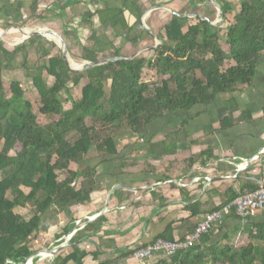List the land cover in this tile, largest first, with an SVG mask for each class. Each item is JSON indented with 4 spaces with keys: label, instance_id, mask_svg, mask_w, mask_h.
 <instances>
[{
    "label": "trees",
    "instance_id": "1",
    "mask_svg": "<svg viewBox=\"0 0 264 264\" xmlns=\"http://www.w3.org/2000/svg\"><path fill=\"white\" fill-rule=\"evenodd\" d=\"M38 1L32 3V20L40 16ZM219 3L226 28L203 19L191 24L188 17L175 14L159 30L162 44L151 57L121 58L79 71L69 68L61 51L53 54L56 42L42 35L17 46L0 41V264L20 263L33 254L32 236L52 206L89 199L78 188L89 155L117 154L119 133H143L160 117L210 105L223 94L252 87L264 56V0ZM238 6L231 21L228 15ZM144 10L142 6L131 27L122 8L100 14L137 45ZM216 12L207 16L214 21ZM121 24L127 26L125 31L118 29ZM142 33L151 37L147 30ZM110 44L105 36H98L82 48L80 59L120 55V49H110ZM17 68L30 79L34 99L21 81L5 82V72ZM79 84L81 95L72 98L70 89ZM230 107L224 128L240 122L234 118L239 106ZM247 115L250 112L244 111L240 119ZM233 200L215 207L194 202L188 208L193 215H206ZM28 207L31 215L21 211ZM253 215L243 218L232 208L194 245L164 255L160 264H264V221L253 220ZM226 216L244 220L214 241ZM172 231L169 227L160 237L174 240ZM86 256L75 247L49 264H86Z\"/></svg>",
    "mask_w": 264,
    "mask_h": 264
},
{
    "label": "crops",
    "instance_id": "2",
    "mask_svg": "<svg viewBox=\"0 0 264 264\" xmlns=\"http://www.w3.org/2000/svg\"><path fill=\"white\" fill-rule=\"evenodd\" d=\"M209 1L69 0L65 4V0H39L36 13L41 17L32 20L33 0H0V31L24 25L51 27L47 20L55 18L59 25L54 29L63 35L71 57L81 62L85 61L80 59L82 48L98 36L111 41L109 48H119L120 55L151 57L153 54H147L154 53L157 41L148 30L151 37L142 33L146 30L143 20L158 35L175 15L172 11L207 16L217 10ZM142 6L145 10L137 28L141 33L137 45L120 35L109 20L104 22L100 14L122 8L131 27ZM127 26L121 24L118 29L125 31ZM21 40L12 44L3 39L10 46L27 41ZM263 82L264 71L258 67L252 87L223 94L216 103L183 110L186 112L181 116L175 112L160 117L143 133L125 132L129 134H122L120 139L127 143L120 149L116 140L115 155L92 152L78 184L89 199L56 204L43 215L40 229L32 236L33 261L49 264L59 254L67 255L78 247L87 253L86 264H160L163 254L138 261L134 252L153 243L169 227L176 239L192 231L204 214L193 215L188 205L200 202L205 207L220 206L264 185ZM234 105L239 106L234 118L240 122L224 128L222 121ZM244 111L250 115L241 120ZM252 219L264 221V208ZM243 220L226 216L223 229L213 240ZM64 242L56 253L42 251Z\"/></svg>",
    "mask_w": 264,
    "mask_h": 264
},
{
    "label": "built area",
    "instance_id": "3",
    "mask_svg": "<svg viewBox=\"0 0 264 264\" xmlns=\"http://www.w3.org/2000/svg\"><path fill=\"white\" fill-rule=\"evenodd\" d=\"M17 44V43H16ZM232 208L246 218L264 208V185L257 190L238 196L235 200L224 205L221 209L210 212L199 220L196 228L190 231L185 237L174 240L159 237L153 243L141 247L134 252L138 261L154 258L157 255H171L178 250L194 245L200 236L208 231L216 221H222L224 214L229 213ZM41 258V256H40ZM28 264H37L30 261Z\"/></svg>",
    "mask_w": 264,
    "mask_h": 264
},
{
    "label": "water",
    "instance_id": "4",
    "mask_svg": "<svg viewBox=\"0 0 264 264\" xmlns=\"http://www.w3.org/2000/svg\"><path fill=\"white\" fill-rule=\"evenodd\" d=\"M215 6L217 7V10H218V13H217V17L216 19L213 21L211 20L209 17L207 16H203V15H200V14H179L180 16H190V17H196V18H200V19H203V20H207L212 26L214 27H217V23L219 20L221 21H224L225 17H224V14H223V9L219 3L218 0H211ZM150 10H147L145 12L144 15H146ZM172 13L174 14H177L175 11H172ZM143 23L145 25V29L149 31V33L153 36V38L157 41V44L155 46V48L159 47L161 44H162V40L161 38L153 33L148 27L147 25L145 24L144 20H143ZM13 31H16L17 32H21V33H24L23 34V38L21 40L24 41L32 36H38V35H42L44 36L46 39L48 40H53L55 42H57V44L59 45V47L61 48V51H62V54H63V57L65 59V61L67 62L69 68L71 70H74V71H79V70H83V69H86V68H89V67H93L95 65H99V64H103V63H106V62H109V61H112V60H116V59H121V58H133V56L129 57V56H123V55H118V56H112V57H106V58H99L97 60H94V61H90V60H85L81 63H76V64H73V62H71V55H70V51L66 45V42H65V39L63 37V35L58 32L57 30L51 28V27H48V26H37V27H30V26H27V25H24V26H17V27H13V29H7V30H4V31H0V41L4 39L5 36H7L8 34L12 33ZM26 32V33H25ZM51 33L53 34L52 36H49L48 33ZM66 244V242L64 243H61L60 245H57V246H54L53 248L51 247H48L42 251H45V252H51V253H56L58 252L62 247H64V245ZM36 256L35 253H33L30 257L26 258L24 261L20 262V264H28L30 261H33L34 257Z\"/></svg>",
    "mask_w": 264,
    "mask_h": 264
},
{
    "label": "rangeland",
    "instance_id": "5",
    "mask_svg": "<svg viewBox=\"0 0 264 264\" xmlns=\"http://www.w3.org/2000/svg\"><path fill=\"white\" fill-rule=\"evenodd\" d=\"M68 1L69 0H65V4H67L68 3ZM227 1H232V2H234V3H237V4H239L240 3V0H227ZM209 3H211V4H213L211 1H209ZM214 6H215V4H214ZM216 7V6H215ZM239 6L238 7H235V10L233 11V12H231L229 15H228V19H230L231 21H233L234 20V16H235V14L239 11ZM216 15H217V12H216ZM45 16H46V14H45ZM47 18V17H46ZM189 19V18H188ZM56 21H58V20H56L55 18H52V20L51 19H49V20H47V22L51 25V27L54 29H57L58 27V23H56ZM195 21H196V19H189L188 20V23H191V24H194L195 23ZM226 19H224V21H221V20H219L218 21V23H217V27H220V28H226ZM33 26L34 25H32L31 27L33 28ZM38 26H44V25H38ZM34 27H37V26H34ZM57 27V28H56ZM58 30V29H57ZM224 31H222V33H223ZM22 37H23V33H21V32H17V33H12V34H10V35H8V36H5L4 37V39L5 40H8L10 43H12V44H15V43H18V42H20V40L22 39ZM25 41V40H24ZM61 51V48L58 46V49H56V50H54L53 51V54H58L59 52ZM33 52V49H31V53ZM62 52V51H61ZM153 53H148L147 55L148 56H151ZM35 60V56H33V57H31V60H30V62H32V61H34ZM73 60L75 61V62H77V63H81V61L80 60H78V59H75V58H73ZM260 64H259V71H264V57L260 60V62H259ZM13 79H16V80H19V81H21V83H22V85H23V88H28V90H30V92H29V95H30V97L32 98V99H34V97H36L37 95H36V92L33 90V88H32V86H31V83H30V79L29 78H27V75H26V73L24 72V70L23 69H20V68H17V69H14V70H8V71H6L5 72V74H4V80H5V82L6 83H9V82H11V80H13ZM263 85H264V82L262 83ZM81 87H82V84H79V85H77V86H74V87H72L71 89H70V95H71V97L73 98H78L80 95H81ZM264 87V86H263ZM8 95V94H7ZM223 95H221V96H219L218 98H217V101L216 102H218L219 100H220V98L222 97ZM215 102V103H216ZM64 105H65V107L66 108H68L69 106H70V103L68 102V101H65L64 102ZM185 112L186 111H183V110H179V111H177L176 113H175V115H177V116H181V115H184L185 114ZM180 120H182V118H180L178 121H180ZM87 122H88V124H90L91 123V121L90 120H87ZM178 127L180 128V125L178 124ZM149 128H151V126H149ZM122 134H129V133H125V132H121V133H119V135H118V138H117V140H118V144H119V148L121 149L122 148V146L123 145H125L126 143H127V140L125 141V139L123 140H121L120 139V137H121V135ZM133 141H134V139H133ZM1 147V146H0ZM21 211L22 212H25L27 215H31V210H30V208L28 207V208H22L21 209Z\"/></svg>",
    "mask_w": 264,
    "mask_h": 264
},
{
    "label": "bare ground",
    "instance_id": "6",
    "mask_svg": "<svg viewBox=\"0 0 264 264\" xmlns=\"http://www.w3.org/2000/svg\"><path fill=\"white\" fill-rule=\"evenodd\" d=\"M26 33V32H25ZM24 34V33H23ZM48 35L49 36H52L53 34H51L50 32L48 33ZM23 38V37H22ZM71 62H73V64H76L77 62H75L74 60H73V58H71Z\"/></svg>",
    "mask_w": 264,
    "mask_h": 264
}]
</instances>
